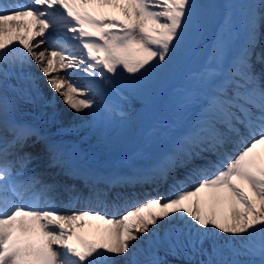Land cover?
<instances>
[{
    "label": "snow or ice",
    "instance_id": "snow-or-ice-1",
    "mask_svg": "<svg viewBox=\"0 0 264 264\" xmlns=\"http://www.w3.org/2000/svg\"><path fill=\"white\" fill-rule=\"evenodd\" d=\"M199 8L197 0H0V264H173L168 256L264 264V0H249L242 28L225 13L210 60L192 76L199 84L179 93L177 115L192 108L194 122L134 171L88 172L18 116L19 102L42 98L33 65L78 115L118 113L125 88L172 74ZM70 70L86 74L84 88ZM32 137L61 174L87 179V191L29 172ZM144 185H167L171 195L141 202L122 190ZM80 203L90 207L71 210ZM146 237L153 248L141 259Z\"/></svg>",
    "mask_w": 264,
    "mask_h": 264
},
{
    "label": "rangeland",
    "instance_id": "rangeland-1",
    "mask_svg": "<svg viewBox=\"0 0 264 264\" xmlns=\"http://www.w3.org/2000/svg\"><path fill=\"white\" fill-rule=\"evenodd\" d=\"M216 1L210 0L212 8L216 7ZM245 1L224 0V15L226 12L231 13L234 24L238 28H242V20L247 12ZM220 23L208 22V24L205 23L199 27L189 29L187 37L191 40V53L188 58L180 66H175L172 74L166 79L156 81L148 78V80L142 81L138 85L125 88L122 92V98L119 100L120 110L118 113L96 118L90 126H85L82 129L79 128V132L76 134L74 131L61 128V125H56L53 128L57 134L56 137H59L62 143L72 145L76 144L80 137L86 135L85 137L94 145V148L89 149L92 155L89 160L96 165L100 164L98 163L99 161L104 162L105 160L119 161L120 165H126V163L121 162L124 160L139 161V163H142V159L143 161L145 159V162L148 161L150 159L148 158L149 156H144L142 151L144 143L156 145L158 139H162L164 135H168L174 124L178 125L180 127L179 131H181L186 128L184 120L187 114L195 113V110L190 108L182 115H177L179 93L181 89L186 88L190 84H199L198 79L193 80L192 76L200 72L210 60L209 53L214 47ZM235 48L236 45L234 44L233 51H235ZM129 94L133 95L135 99L142 100L139 108H142L147 118V121L143 124L144 129L146 126L149 127V124L153 121V124L150 126L151 129L148 131L138 129L137 124L129 116L132 108H138L137 105L129 106L127 100ZM160 100L163 101L160 102ZM44 107L46 109L49 108L45 105ZM153 132L156 134H152ZM176 133L174 132V135ZM156 146L159 149V145L157 144ZM156 195L160 194L158 192H151L148 196ZM169 195L166 194L165 197L167 198ZM124 211L125 209L120 213ZM119 216L117 215V218ZM148 255L149 252H145L139 257L147 259ZM160 255L164 256L163 247L160 249ZM167 259L175 264V258L168 256Z\"/></svg>",
    "mask_w": 264,
    "mask_h": 264
},
{
    "label": "bare ground",
    "instance_id": "bare-ground-1",
    "mask_svg": "<svg viewBox=\"0 0 264 264\" xmlns=\"http://www.w3.org/2000/svg\"><path fill=\"white\" fill-rule=\"evenodd\" d=\"M197 3L201 5V8L198 9V14L196 18V23L189 27V29L194 27H199L202 24H208V22L212 23H220L224 16V0H217L216 1V7L213 8L210 6V0H197ZM249 0L245 1L246 6L248 5ZM189 32V30H188ZM43 47V46H41ZM191 40L188 39L187 34L185 37L184 44L182 46V52L179 55L178 63L175 65H181V63L188 58V56L191 53ZM31 71L35 73L37 77H39L37 84L40 89L41 97L40 99H37L35 103H29L25 101H21V107L19 106V112L18 116L19 119L35 125L38 129H40L41 134L45 137H47L48 140H50L53 143L61 145L65 149V155L69 158L71 163H74L75 165H78L82 169L87 170L88 172H94L98 174H106V173H115V170L117 169L118 165L120 164L119 161H109L105 160L104 162L99 161L98 163L105 165L103 169H99V165H94L92 162L89 161L91 158V152L89 151V148H93L90 141L85 137H81L78 139V142L74 145H66L62 143L59 140V137H56L57 134L55 130L53 129L56 125H61V128L68 129L69 131H74V133L79 132V128L82 129L85 126H90L94 120L92 117H89L87 115L80 116L73 110H71L68 106H66L61 97L59 95H55L53 91L49 88L45 78L39 71V69L33 65L31 68ZM73 74L71 76L72 82L80 88H84L86 86V79L83 72H79L78 70H70ZM62 74V73H61ZM127 100L129 101V106L132 107V105L142 103L141 99H135L134 96L131 94L128 95ZM47 106L49 107L46 109ZM55 111L56 119H52L53 112ZM129 116L139 124L142 122V109L141 108H133L130 110ZM39 117L45 118V121L42 122ZM195 115L193 113L187 114V117L185 119V125L188 127L191 125V123L194 122ZM89 121H92L89 125ZM174 134V132L172 133ZM171 134V135H172ZM68 143V142H67ZM167 146V145H166ZM156 148L155 144H148L147 142L144 143V147L142 149L143 155H157V153L154 151ZM258 150H264V149H258ZM29 151V152H28ZM41 151V152H40ZM24 152H28L30 155V162L27 165V169L29 172H32L33 169L39 170V172H46L49 169L48 175L44 177L42 180L45 182L51 183L53 180L56 181H63L62 179H66L68 184L76 186L78 183L80 184H87V179L81 180L79 178L77 179H69L67 176L61 174V170L58 166H53L50 163L49 160V154L45 149V143L44 141H37L35 137H32L28 140L27 145L24 148ZM130 160H124L121 161L122 163L129 162ZM121 163V164H122ZM134 165L133 170H135V166L140 165L137 163L132 162ZM37 175L39 173H36ZM147 185H144L143 187H136L139 189L146 188ZM165 189L168 188L167 185H164ZM85 192L87 191V187H82ZM138 189V190H139ZM131 189H127V192H130ZM119 191V190H118ZM133 193H135V189H133ZM143 193V192H142ZM141 195V193H140ZM140 198L136 197L135 199L142 200L144 197ZM95 207V205H92ZM90 207L89 205L80 203L76 204L73 209L71 210H81ZM61 208L63 211H69V209L64 208L61 205ZM98 211L108 210L103 208H96ZM158 210V209H154ZM91 238V237H89ZM153 248V240L151 237L143 238L141 243L138 245V253L139 256L144 254L145 252H150Z\"/></svg>",
    "mask_w": 264,
    "mask_h": 264
}]
</instances>
